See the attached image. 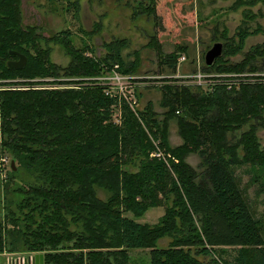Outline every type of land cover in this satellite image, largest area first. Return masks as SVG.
Wrapping results in <instances>:
<instances>
[{
    "label": "trees",
    "instance_id": "obj_1",
    "mask_svg": "<svg viewBox=\"0 0 264 264\" xmlns=\"http://www.w3.org/2000/svg\"><path fill=\"white\" fill-rule=\"evenodd\" d=\"M240 1L248 6L241 22L231 35L223 28L221 54L202 64L205 86L172 76L159 85V112L152 100L134 109L89 80L116 64L136 70L138 58L123 54L127 38L104 42L98 55L84 38L77 45L70 29L48 36L24 23L22 0H0V171L2 157L11 159L0 182V253L43 251L44 264H132L130 249L149 248L148 264H264V212L255 213L247 193L251 183L264 202L257 134L264 127V40L244 49L249 35L264 32L248 24L249 7L264 0ZM68 3L78 16L80 0ZM142 5L156 14L155 0ZM52 43L64 45L66 65L51 57ZM185 48L157 49L161 68L174 73ZM13 50L27 56L23 68L8 65L18 58ZM46 78L63 86H42ZM170 118L182 137L175 146L167 139ZM153 140L165 158L152 155ZM190 152L199 155V170L187 162ZM19 173L22 182L12 186ZM153 205L164 207L158 221H139ZM164 236L168 243L158 246Z\"/></svg>",
    "mask_w": 264,
    "mask_h": 264
},
{
    "label": "rangeland",
    "instance_id": "obj_2",
    "mask_svg": "<svg viewBox=\"0 0 264 264\" xmlns=\"http://www.w3.org/2000/svg\"><path fill=\"white\" fill-rule=\"evenodd\" d=\"M240 2V0H155V14L143 10L142 4L146 5L148 0H80L78 16L75 15L73 8H67L68 0H22V7L24 23H37L40 30L48 36L63 29H70L77 45H81L84 38L95 47L98 55L106 51L104 42L116 37L127 38L128 45L123 49L124 56L127 60L138 58L136 70L126 73L131 76L129 82L136 89V93H141L140 96L136 94L137 101L134 107L142 108L148 100H152L155 109L160 112L162 108L159 105L161 98L159 85L171 80L172 76L178 77L179 83L181 81L195 83L194 80H197L195 74L199 71L203 76L201 86H205L206 73L201 68L205 52L214 42L224 41L220 36L223 28H226L229 35L233 34L243 18V10L248 8ZM249 8L254 15L248 19L249 26L251 28L260 26L264 29V3L258 2ZM154 15L157 17L154 18ZM95 26L99 27L97 31H93L91 35L86 34V31H92ZM263 40V31L249 35L244 49ZM177 44L185 45L186 48L178 58L176 71L171 73L168 68H161L157 49L165 53ZM52 46L51 57L56 62L66 65L70 60V55L66 52L64 45L52 43ZM231 58L239 59L241 55L237 54ZM46 79L50 81L41 82L42 86H63V83L57 82L59 78ZM94 79L95 82L100 83L98 77H89V80ZM32 80L36 79L32 78ZM134 88L129 87L126 90L130 98L134 93ZM113 111L115 120H121L115 115L118 112L122 113V103L113 105ZM257 134L261 143H264V127H260ZM167 139L171 146L182 142L175 118L169 119ZM185 158L190 165L200 169V157L196 152L188 153ZM1 160L3 168L0 171V182L3 185L10 174L11 159L9 156H4ZM241 175L244 184L248 176L245 173ZM20 176L21 173L15 177L12 186L22 182ZM247 188L251 206L259 215L264 212V202L260 195H254L253 184L250 183ZM11 194L16 198L21 196L16 192ZM99 194L106 196L102 189H99ZM163 212V206L153 205L137 216V219L142 222L155 223ZM169 239V236H164L157 241V245L164 246ZM223 250L228 255L232 252L228 246L223 247ZM129 251L132 264L149 263V248H133ZM24 252L31 251L2 252L0 253V264H10L11 256L17 258ZM35 264H44L43 251H36Z\"/></svg>",
    "mask_w": 264,
    "mask_h": 264
},
{
    "label": "built area",
    "instance_id": "obj_3",
    "mask_svg": "<svg viewBox=\"0 0 264 264\" xmlns=\"http://www.w3.org/2000/svg\"><path fill=\"white\" fill-rule=\"evenodd\" d=\"M131 76L127 75L124 72H121L120 70L117 69V64L116 67L113 68L111 71L101 75L98 77V79H100V82L107 85V92L108 93H117L120 96H123L128 102L129 104L134 107V103L137 101L136 100V89L134 88V86L132 84H130L129 79ZM195 77L197 78V80H194V82L201 84V78L203 77L202 74L198 71L195 74ZM185 78V77H182ZM129 87H133V95L130 98L127 93L126 90ZM121 103V102H120ZM120 105V104H119ZM116 117H118V119H120L121 117V113H116L115 115ZM120 121V120H117ZM153 143L155 145L153 151H152V155L153 156H157V157H164L163 154V150L160 148L158 142L156 140H153ZM11 263L10 264H35V256H34V252H24L23 254H21V256L14 258V256H11Z\"/></svg>",
    "mask_w": 264,
    "mask_h": 264
},
{
    "label": "water",
    "instance_id": "obj_4",
    "mask_svg": "<svg viewBox=\"0 0 264 264\" xmlns=\"http://www.w3.org/2000/svg\"><path fill=\"white\" fill-rule=\"evenodd\" d=\"M16 52L18 54V58L16 59H10L8 61V65L11 68H23L27 63V56L24 53L18 52V51H12ZM222 52V43L219 41H216L213 43V45L205 52L204 55V62L207 65H210L213 63L214 59L219 56ZM12 165L15 167V161L12 160Z\"/></svg>",
    "mask_w": 264,
    "mask_h": 264
}]
</instances>
